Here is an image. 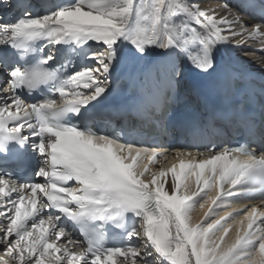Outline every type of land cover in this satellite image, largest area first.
I'll return each instance as SVG.
<instances>
[{
    "label": "snow or ice",
    "instance_id": "6c2138e0",
    "mask_svg": "<svg viewBox=\"0 0 264 264\" xmlns=\"http://www.w3.org/2000/svg\"><path fill=\"white\" fill-rule=\"evenodd\" d=\"M242 6L264 17V0H242ZM239 23L238 15L217 17L194 0H65L38 10L22 7L14 19L0 20V70L6 74L0 81V151L31 140L40 157L35 176L44 178L22 183L0 174V219L6 221L0 223V264H264V210L241 205L208 222L227 201L264 197V154L257 157L242 144L217 150L209 141L205 159L181 158L145 180L149 166L137 173V161L152 163L162 153L112 127L118 114L105 103L113 72L126 59L159 49L157 67L171 89L182 71L178 58L207 74L217 67L221 46L234 40L240 46L238 36L264 37V25L237 31ZM49 46H64L62 63H50ZM73 56L81 65L70 72ZM45 90L37 101L20 95ZM188 175L196 183L191 192ZM213 182L216 195L206 196ZM197 203L209 210L192 223ZM241 211L246 224L241 221L225 245L230 228L223 225ZM62 220L82 240L73 239ZM108 225L124 233L119 246H109Z\"/></svg>",
    "mask_w": 264,
    "mask_h": 264
},
{
    "label": "bare ground",
    "instance_id": "6f19581e",
    "mask_svg": "<svg viewBox=\"0 0 264 264\" xmlns=\"http://www.w3.org/2000/svg\"><path fill=\"white\" fill-rule=\"evenodd\" d=\"M194 2H198L201 6L207 9L210 13L214 10L217 17L227 16L229 19H233L234 15H238L240 17L241 23L234 25L235 29L239 31L241 27H248L249 29L255 24H262L258 18V13H250L242 6V0H194ZM236 40H240V46H235L236 41H231L227 45H223L219 49V59L218 60H229L236 62L240 65H243L247 68L253 69L254 71L261 72L264 74V37H256L254 39H248L247 37L241 38L236 37ZM159 49H155L149 53L148 56L143 57V59H152L155 58V53L159 52ZM178 64H180L182 71L180 75H185L187 67H191V65L185 59L183 63H180V59L177 60ZM185 184L187 190L191 192L196 188V183L194 177L188 175ZM167 186L171 187V175L168 176V184ZM216 195V189L213 182V186L210 190L206 192V196L214 197ZM210 203V202H209ZM226 206L220 207L216 209L215 213L208 220L209 223L212 220L219 219L222 216H225L226 213L232 211L233 207L232 203L225 202ZM240 207V206H239ZM209 210V204H205L204 208L199 207V203L191 211V221L192 223H198L201 218L204 216V213ZM264 210V207L261 209ZM241 221L245 220V212H241L239 215L233 216L226 223H224L223 227H229L230 231L228 235L225 237L224 244L232 242L236 236V231L238 227H242ZM223 227L216 231L214 234L210 236L211 240H216L223 233Z\"/></svg>",
    "mask_w": 264,
    "mask_h": 264
}]
</instances>
